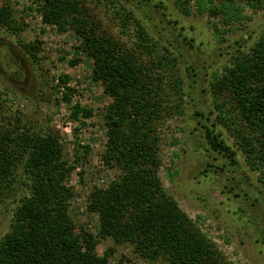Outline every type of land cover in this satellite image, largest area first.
<instances>
[{
  "label": "rangeland",
  "instance_id": "rangeland-1",
  "mask_svg": "<svg viewBox=\"0 0 264 264\" xmlns=\"http://www.w3.org/2000/svg\"><path fill=\"white\" fill-rule=\"evenodd\" d=\"M44 2L0 0V7L9 5L23 26L17 33L0 28V130L30 129L59 137L72 168L67 180L74 191L70 218L77 231L83 228L97 237L100 254L113 248L110 264H164L142 258L129 244L100 237L99 216L89 211L88 202L94 187L106 188L120 175L103 158L108 140L104 116L113 98L92 78L93 62L79 49L77 34L71 29L61 32L45 21L39 11ZM84 6L100 32L136 51L155 76L163 74L166 102L157 127L158 175L163 187L225 261L264 264V169H252L240 149L235 135L243 129L240 120L234 119L233 125L215 123L220 113L217 105L228 109L229 99L218 97L211 88L233 57L248 52L258 40L264 30V10L242 6L227 20L223 15L199 13L194 1L188 15L175 0H84ZM138 24L152 39V54L139 48ZM27 44L40 48L38 53L32 51L36 59L25 50ZM76 59L79 62L73 64ZM159 59L162 67L152 65ZM61 74L70 76L69 86L74 90L70 104L62 99L68 91L59 83ZM176 77L181 80L179 86ZM178 103L181 110L175 107ZM75 105L91 109L92 115L73 118ZM206 125L221 132L237 152L238 165L210 148ZM15 176L16 181L0 194V240L29 195L23 169Z\"/></svg>",
  "mask_w": 264,
  "mask_h": 264
},
{
  "label": "trees",
  "instance_id": "trees-1",
  "mask_svg": "<svg viewBox=\"0 0 264 264\" xmlns=\"http://www.w3.org/2000/svg\"><path fill=\"white\" fill-rule=\"evenodd\" d=\"M193 1L199 13L223 15L227 20L244 6L264 10V0H175V4L188 15ZM39 11L59 31L71 29L77 34L79 49L93 62L92 78L113 98L104 116L108 140L103 158L120 175L106 188L94 187L88 202L89 211L99 216L100 237L129 244L151 262L231 264L160 181L157 127L166 102L163 74L155 76L136 51L100 32L87 17L84 0H45ZM22 27L9 5L0 7V28L17 33ZM138 27L139 48L152 54L149 33L141 24ZM24 48L30 53L40 51L34 44ZM35 52L31 55L36 59ZM152 65L160 68L163 60ZM58 80L68 91L62 99L70 104L74 91L69 86L70 76L61 74ZM180 83L176 77V86ZM211 88L218 97L229 99L228 109L217 105L220 113L215 123L233 125L234 119L240 120L243 129L235 131L240 149L252 169H264V30L248 52L233 57ZM175 107L181 110V103ZM80 114L90 117L92 110L80 105L71 108L73 118ZM214 126H204L210 148L238 165L237 152ZM19 168L25 172L29 195L0 240V264H110L113 248L100 254L97 237L83 228L77 231L70 218L69 200L74 191L67 180L72 168L64 158L59 137L30 129L0 130V194L16 181ZM262 176L264 180V170Z\"/></svg>",
  "mask_w": 264,
  "mask_h": 264
}]
</instances>
